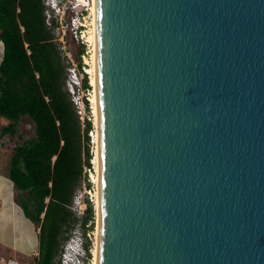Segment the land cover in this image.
I'll use <instances>...</instances> for the list:
<instances>
[{"label": "water", "instance_id": "obj_1", "mask_svg": "<svg viewBox=\"0 0 264 264\" xmlns=\"http://www.w3.org/2000/svg\"><path fill=\"white\" fill-rule=\"evenodd\" d=\"M95 9L98 264H264V0Z\"/></svg>", "mask_w": 264, "mask_h": 264}, {"label": "trees", "instance_id": "obj_2", "mask_svg": "<svg viewBox=\"0 0 264 264\" xmlns=\"http://www.w3.org/2000/svg\"><path fill=\"white\" fill-rule=\"evenodd\" d=\"M46 9L45 0H0V118L10 122L1 136L17 134L24 117L35 127V136L14 148L9 168L25 216L40 229L34 264H57L77 226L91 259L87 234L95 217L92 206L82 217L70 208L88 162L91 124L82 127L67 90L69 64L56 40L58 24H47Z\"/></svg>", "mask_w": 264, "mask_h": 264}, {"label": "built area", "instance_id": "obj_3", "mask_svg": "<svg viewBox=\"0 0 264 264\" xmlns=\"http://www.w3.org/2000/svg\"><path fill=\"white\" fill-rule=\"evenodd\" d=\"M46 21L49 26L56 21L57 41L60 43V49L64 57L67 59L68 77L67 90L71 95V99L76 106L77 113L82 122V127L85 128L86 122L91 124L87 131L86 145L89 151L88 162L83 165V180L77 188L71 210L77 217H82L89 206H92L94 211V223L98 222L97 198L99 197V128L96 122L97 117L93 107L94 86L91 84V75L88 72L91 61L92 44L88 37L93 31V18L95 10V0H45ZM71 44H76L81 49L79 58L73 54ZM88 78V86H85V79ZM97 229V228H96ZM72 237L68 239L63 246V251L57 264H93V249L95 240L91 234H87L93 242L91 248L92 258L87 257V251L84 247V238L82 231L77 226L72 231ZM2 264H18L12 259H0Z\"/></svg>", "mask_w": 264, "mask_h": 264}, {"label": "crops", "instance_id": "obj_4", "mask_svg": "<svg viewBox=\"0 0 264 264\" xmlns=\"http://www.w3.org/2000/svg\"><path fill=\"white\" fill-rule=\"evenodd\" d=\"M3 54L4 44L0 41V64ZM2 119L0 123H5ZM6 139L0 133V259H12L18 264L35 263L40 251V229L25 216L15 198L16 190L9 178L12 152Z\"/></svg>", "mask_w": 264, "mask_h": 264}, {"label": "bare ground", "instance_id": "obj_5", "mask_svg": "<svg viewBox=\"0 0 264 264\" xmlns=\"http://www.w3.org/2000/svg\"><path fill=\"white\" fill-rule=\"evenodd\" d=\"M96 0H95V6L93 10H95L94 18H93V31L91 35L88 37L89 42L92 44V52H91V64L90 68H88V72L91 75L90 80L91 84L94 86V97H93V107L95 109V114L97 117L96 122H98L100 114H99V102H98V81H97V12H96ZM98 161H99V156H98ZM99 182V180H98ZM99 195V194H98ZM97 205L99 206V197L97 198ZM99 230H100V222L98 221L97 223V230H96V238L97 242L95 243V247L93 249V254H94V259H93V264H98V258H99Z\"/></svg>", "mask_w": 264, "mask_h": 264}, {"label": "rangeland", "instance_id": "obj_6", "mask_svg": "<svg viewBox=\"0 0 264 264\" xmlns=\"http://www.w3.org/2000/svg\"><path fill=\"white\" fill-rule=\"evenodd\" d=\"M68 45H70L69 41H68ZM71 49L73 50V54L76 56L79 54V52L81 51L80 47L77 46L76 44H71L70 45ZM91 62V61H89ZM91 66V64H90ZM5 124L9 125L10 122H6V123H0V133H1V129L5 126ZM7 136V148L9 150V152H13L14 148L18 145V144H22L25 141L33 138L35 136V127L34 124L32 122V120L29 117H24L21 119L20 123H19V127H18V133L15 134L14 136L11 135H6ZM15 198L17 199V194L15 193ZM18 201V200H17ZM97 228V224L94 223V228L92 231H89L88 233L91 234L92 238L95 240L96 238V229ZM72 233H69V239L72 237ZM94 259V258H93ZM0 264H2V262H0ZM25 264H34V262L29 261Z\"/></svg>", "mask_w": 264, "mask_h": 264}, {"label": "clouds", "instance_id": "obj_7", "mask_svg": "<svg viewBox=\"0 0 264 264\" xmlns=\"http://www.w3.org/2000/svg\"><path fill=\"white\" fill-rule=\"evenodd\" d=\"M62 0H59V2L61 3Z\"/></svg>", "mask_w": 264, "mask_h": 264}]
</instances>
